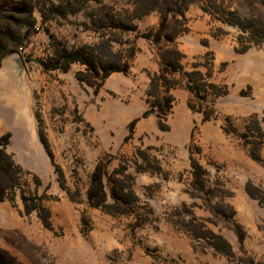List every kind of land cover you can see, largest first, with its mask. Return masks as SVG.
I'll list each match as a JSON object with an SVG mask.
<instances>
[{"label":"rangeland","instance_id":"obj_1","mask_svg":"<svg viewBox=\"0 0 264 264\" xmlns=\"http://www.w3.org/2000/svg\"><path fill=\"white\" fill-rule=\"evenodd\" d=\"M34 1L33 20L12 22L14 32L30 31L11 47L25 62L21 93L3 70L8 56L0 67V137H9L6 151L23 169L14 200L0 201V264H264V43L241 53V31L205 0H179L173 42L159 32L157 0H97L64 17L40 13L55 0ZM214 1L243 16L262 12L253 0ZM103 39L124 53L127 73L88 85L76 78L80 64L66 73L40 65L53 42ZM209 52L212 67L197 69L217 88L198 97L186 74ZM175 60L176 70L167 67ZM162 71L161 96L172 98L167 117L148 95ZM99 164L108 204L121 166L134 179L124 214L90 206ZM149 164L161 170L137 172ZM22 195L48 211L49 225L39 210L26 211Z\"/></svg>","mask_w":264,"mask_h":264},{"label":"trees","instance_id":"obj_2","mask_svg":"<svg viewBox=\"0 0 264 264\" xmlns=\"http://www.w3.org/2000/svg\"><path fill=\"white\" fill-rule=\"evenodd\" d=\"M55 1L56 3L52 2L50 4L51 6L49 9H47L45 5L39 8L42 16L55 15L64 17L66 14L80 12L89 2H97V0ZM208 1L210 2V6L214 8L215 13L223 17L224 23L236 27L241 31L239 37V43L242 46V48L239 49L241 53L246 52L253 45L260 46L264 43V0H253L259 3L262 7V12L250 16H243L237 10L224 8L220 6L217 1L205 0L206 3H208ZM157 2L158 10L161 14L159 32L164 35L168 42H173L176 33L168 34V30L172 29L170 28V16L174 17L175 15L182 14V9L179 8L180 2L179 0H157ZM37 8L38 5L34 0H0V67L4 59L14 52L11 47L21 44L24 38H27L30 34L29 29H27L24 35L14 32L12 30V22L15 21L17 17H21L24 20H33L34 11ZM22 26L21 28H24L26 25ZM118 26L120 27L121 25ZM114 42L115 41L110 39H103L96 45H82L80 47H67L60 42H53V55L48 61L41 62L40 65L45 73H52L54 71L66 73L71 69L73 64H80L84 67V70H80L76 73V78L79 82L92 85L94 81L100 80L103 84L112 74L127 73L130 69L129 61L125 59L124 53L114 49ZM173 52L176 56L183 57L182 53L177 49ZM211 55L212 53L209 52L204 57V59L207 60L205 63L194 65L196 70L186 74L189 77V82L186 86L196 96H198L201 91L207 94L210 90L213 91L217 88L214 83L208 80L211 78V73L208 74L206 78V75L197 69L200 66H204L205 68L209 66L211 68L213 65V57L211 59L209 58ZM178 64L176 60L175 62L171 61L170 65L167 67L176 70ZM210 71L211 69L209 72ZM162 76L163 71L161 75H154L151 78L148 95L153 98L154 104L159 110L158 114L167 117L172 109V98L161 96L160 84L164 80ZM221 94H223L222 91L216 92L218 96ZM205 119L208 120L209 117L206 115ZM8 144V136L0 137V201L14 200L13 196L15 190L20 187L23 177V169L14 161L12 155L6 151ZM144 159L146 160V156ZM148 166L151 165H138L137 172H157L161 170L159 166ZM191 166L194 170L193 172L196 180L200 181L203 172L201 165L198 164L196 160L192 159ZM126 171V167L121 166L118 169V173L122 181L119 179L110 180L112 184L114 183L110 191L113 203L108 204V196L104 183L106 174L103 173L102 165H98L91 176L89 188L87 190L88 201L92 208L101 209L110 214H124L126 212L124 208L126 205L130 204V195L133 194L132 186L134 181L132 176L127 175ZM57 172L59 173L60 187L69 193L62 169L57 167ZM33 183L36 184L35 191L37 193V186L39 185L38 180L35 178ZM201 183L203 186V182ZM22 199L25 202L27 212L39 210L43 224L45 226L47 224L49 225V213L45 208L38 205L31 207L27 203V199L24 195H22Z\"/></svg>","mask_w":264,"mask_h":264},{"label":"water","instance_id":"obj_3","mask_svg":"<svg viewBox=\"0 0 264 264\" xmlns=\"http://www.w3.org/2000/svg\"><path fill=\"white\" fill-rule=\"evenodd\" d=\"M3 70L12 80L19 93H21L23 91L24 75L26 71L23 58L18 53L9 55L5 60Z\"/></svg>","mask_w":264,"mask_h":264},{"label":"crops","instance_id":"obj_4","mask_svg":"<svg viewBox=\"0 0 264 264\" xmlns=\"http://www.w3.org/2000/svg\"><path fill=\"white\" fill-rule=\"evenodd\" d=\"M8 79L11 81V79L8 77Z\"/></svg>","mask_w":264,"mask_h":264}]
</instances>
